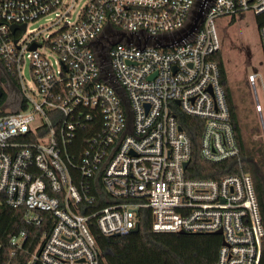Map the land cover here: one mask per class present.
<instances>
[{
    "label": "built area",
    "instance_id": "1",
    "mask_svg": "<svg viewBox=\"0 0 264 264\" xmlns=\"http://www.w3.org/2000/svg\"><path fill=\"white\" fill-rule=\"evenodd\" d=\"M77 1L0 0V207L22 209L30 224L51 217L35 245L26 231L0 234V264H105L89 220L106 236L127 235L142 209L156 233L222 236L217 264H261L264 226L251 177L188 178L192 143L178 114L204 121L202 160L240 162L211 59L221 49L215 20L264 22V0H88L71 23ZM52 14L49 34L29 30ZM14 24H26L25 33H12ZM258 34L264 51V24ZM26 60L36 91L22 75ZM248 80L262 116L264 78L255 71ZM10 95L17 108L7 111ZM87 127L76 163L70 146Z\"/></svg>",
    "mask_w": 264,
    "mask_h": 264
},
{
    "label": "trees",
    "instance_id": "2",
    "mask_svg": "<svg viewBox=\"0 0 264 264\" xmlns=\"http://www.w3.org/2000/svg\"><path fill=\"white\" fill-rule=\"evenodd\" d=\"M254 19L258 30L264 24L263 17L254 16ZM211 59L219 66L220 82L225 92L231 123L241 150V159L240 162L228 160L220 164H210L202 160L200 149L204 121L180 113L178 114V121L192 143V156L186 176L191 179H220L227 175L238 174L241 171L245 172L252 179L264 226V152L259 151L258 157L256 151L260 149H251L249 141L246 139V126L242 120L234 91L229 83L222 50L216 52ZM12 79L15 84H18L16 77ZM4 100L5 97L2 98L0 104ZM91 134L92 131L89 130V127L78 130L69 150L76 163L80 162L82 152L88 144ZM105 205L103 202L97 207H91L84 214L90 216ZM42 215L47 222L30 224L26 222L25 213L22 209L0 207V234L6 237L8 234L26 231L30 235L28 246L35 245L44 232L50 228V214L43 212ZM138 217L139 230L122 236H106L100 232L95 218L89 220L92 234L103 254L105 264H217L222 236L198 233H156L152 228L150 209L140 210ZM261 264H264V239Z\"/></svg>",
    "mask_w": 264,
    "mask_h": 264
},
{
    "label": "rangeland",
    "instance_id": "3",
    "mask_svg": "<svg viewBox=\"0 0 264 264\" xmlns=\"http://www.w3.org/2000/svg\"><path fill=\"white\" fill-rule=\"evenodd\" d=\"M70 4L73 0H67ZM88 0H78L75 2V9L69 17L71 23H75L81 14L82 9ZM62 14L61 12H58ZM56 16L52 14L32 23L29 30L44 31L49 34L52 22ZM217 36L221 44V50L225 59L228 79L232 87L237 105L242 114L245 124L246 139L249 141L251 149H260L264 152V111L262 116L256 111V99L254 90L249 86V74L258 71L264 78L263 50L260 43L255 19L252 15L242 17H223L215 20ZM22 75L30 90L36 91V86L30 73V62L26 60L22 69ZM4 75L0 72V81L3 82ZM257 94L264 108L263 90L257 88ZM16 97L10 95L6 102V110L16 109ZM4 103V102H3Z\"/></svg>",
    "mask_w": 264,
    "mask_h": 264
},
{
    "label": "water",
    "instance_id": "4",
    "mask_svg": "<svg viewBox=\"0 0 264 264\" xmlns=\"http://www.w3.org/2000/svg\"><path fill=\"white\" fill-rule=\"evenodd\" d=\"M196 20L202 22V20H203V15L200 13V14L198 15V18H196ZM198 27H199L198 23L194 24V25L190 28V33H189V35L195 33V32H196V29H197ZM17 29H20L23 33H25V31H26V24H24V25H22V26H19V25H16V24L11 25V31H12V33L15 32V30H17ZM180 41H182V38L180 39ZM16 42H17V40H15V43H16ZM31 49H32V50L37 49V45H33V46L31 47ZM1 98H2V90L0 89V100H1ZM187 165H188V164H186L185 167H187ZM138 230H139V228H136L133 232H137ZM221 233H222L221 231L218 232V234H221ZM181 234H184V233H181ZM117 236H119V235H117ZM223 243H224V242H223Z\"/></svg>",
    "mask_w": 264,
    "mask_h": 264
}]
</instances>
